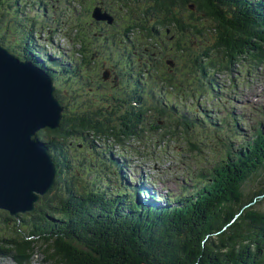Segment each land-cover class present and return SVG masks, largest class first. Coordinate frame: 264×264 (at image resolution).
Instances as JSON below:
<instances>
[{
    "label": "trees",
    "instance_id": "1",
    "mask_svg": "<svg viewBox=\"0 0 264 264\" xmlns=\"http://www.w3.org/2000/svg\"><path fill=\"white\" fill-rule=\"evenodd\" d=\"M112 1L116 8L122 0ZM150 1V7L142 6L145 11L133 12L137 20L130 28L138 38L152 35L150 26L169 28L175 59V67L165 71L167 77L149 80L146 95L137 100L134 126L145 130L143 124L152 122L146 128L152 133L163 126L157 118L145 122L142 116L156 109L158 89H171L175 104L180 92L203 104L223 88L214 82L213 73L228 72L232 63L242 64L248 72L264 63V0ZM18 12L19 0H0V44L19 59L38 65L37 15L18 17ZM68 37L83 41L79 29ZM47 72L57 85L55 96L63 105L62 117L58 127L43 128L35 137L46 143L51 154L54 183L32 211L17 217L3 213L0 257L16 264H29L38 253L47 264H264V211L258 206L264 198V183L244 189L249 179L264 174L261 121L252 125L251 135H244L235 148L230 139L239 133L236 119L227 126V137L218 138L215 129V134L210 131L197 143L195 128L208 131L204 121L190 115L176 117L177 129L187 134L189 152L214 154L203 184L178 198V205L136 202L123 195L127 185L120 186L113 197L106 189L94 190L83 183L85 170L92 174L90 164L86 156L75 155L70 141L79 134L77 141L82 142L81 133L89 132L92 141L106 140L111 134L114 143H119L132 132L122 129L115 135L114 126L80 114L71 117L67 74ZM63 89L65 96H59ZM156 113L163 111L156 109ZM129 115L126 112L123 118ZM163 129L174 133V127L165 125ZM92 146L93 142L87 143L82 149ZM108 159L112 166L114 159ZM97 170L95 176H102Z\"/></svg>",
    "mask_w": 264,
    "mask_h": 264
},
{
    "label": "rangeland",
    "instance_id": "2",
    "mask_svg": "<svg viewBox=\"0 0 264 264\" xmlns=\"http://www.w3.org/2000/svg\"><path fill=\"white\" fill-rule=\"evenodd\" d=\"M89 2L91 0H88ZM145 0H124L121 6V11L125 12L128 6H138L143 3ZM35 0H19V12L18 17H22L23 15H37L38 18V29L40 24L46 23L44 27V32L39 33L37 36L38 41V49L46 55V53H52L54 56V60H58L60 65L68 66L69 61V53L71 52V43L68 37H63L62 35L53 32L52 35L48 34L46 31L50 25H54L56 30H60L61 32L64 30H68L69 17L70 16H77V18L84 17L80 21L81 25L79 26L82 30L83 23L85 21V17L87 13L84 14L81 11V8L84 7L81 5L82 3H78L75 1L74 6L76 10H70L67 8L65 0H61L57 3L55 0H38L37 4L38 7L33 4ZM42 3L47 4H54L58 8L57 14L51 9L48 10L47 16L43 15ZM85 4V3H84ZM99 9L100 12H106L112 18V15L107 12L105 9H102L101 6H96L92 10V13L95 9ZM96 9V10H97ZM61 11H64V16H60ZM84 11V10H83ZM52 18H55V22L52 21ZM98 21H101L98 20ZM114 22L112 19L111 22ZM117 23V22H116ZM109 25H112L111 23ZM112 29L119 30V26H111ZM81 31V30H80ZM56 33V34H55ZM83 34V33H82ZM72 36L71 34H69ZM188 36L191 37L190 34ZM120 36L116 37V40H119ZM140 41L137 37H134V40ZM166 40V39H165ZM84 41V39H83ZM4 46V45H3ZM144 46V42H142L141 47ZM172 55V51H170ZM220 56V53H217ZM14 55V54H13ZM15 56V55H14ZM78 57V56H76ZM90 64L92 68L97 67V71L102 73L99 66L102 61H104L107 65H109L110 60L108 57L103 58L101 61L100 58L96 56H92L90 59ZM175 65L171 66L174 67ZM59 72H62L63 69H57ZM202 71H199L198 75L201 76ZM102 76V84L103 86L99 89H96L99 92H96V97L101 94L100 98H102L103 93L112 94L114 97L115 102L113 101H105L110 105V108L107 112L104 113L106 120L110 117L107 113H113L116 115L112 120L106 121L108 126H114L115 134H120L122 129L124 128V118L123 116L126 114V110L124 108V100L125 97L122 94H118L115 88V81H108V72L104 71ZM185 75V73H183ZM215 83H219L223 85V90L220 96H212L208 98L206 103L209 104L207 108L206 115H210L212 122H219L221 119L227 117V121L225 123V130H227V126L231 127L233 123V116L231 115L228 117L226 113L233 114L238 119L239 125V136L237 139H232V144L235 148L239 147V142L242 141L245 137L241 136L242 134L246 135V138L251 135V129L254 122L258 119H262L264 124V63L258 66V68L254 71L250 70L247 71V68L242 66V64L232 63L230 64L229 71H219L212 74ZM124 89L128 85V81L123 82ZM88 86H85V91L88 90ZM91 89H94L91 87ZM114 90V92H113ZM64 89L61 91L59 96H65ZM67 95V94H66ZM118 98L121 102H118ZM172 99V98H171ZM65 100V99H64ZM120 103V105H118ZM205 103V104H206ZM118 105V106H117ZM195 108V107H193ZM183 108V105L181 106ZM191 115L197 116L199 119H202L204 115L202 113H192ZM147 127V126H146ZM145 127V129H146ZM213 128L209 127L207 132H203L201 127L198 126L194 130L195 138L194 141L200 143L204 137H206L207 133L212 131ZM192 132V131H190ZM110 133V132H109ZM230 132H221L218 138L226 137ZM46 137L45 135H43ZM110 139H114L111 134L109 135ZM128 141H136L131 139ZM141 141L140 144L138 141ZM108 146L105 144H97L95 143V147H86L85 149L76 148L74 147V153L77 157L86 156L87 161H89V168L92 174H89L87 170L84 172L83 176V183L87 186V188H93L94 190L100 187L101 189H106L109 194L113 197L116 196V193L120 190V186L125 185L126 183L135 184L140 182V178L147 174V182L144 185L145 189H149L153 184V188L156 192H158L159 203L160 206L166 205L165 201L167 199H171L174 205H178L177 198L189 195L190 192L193 190L191 187L192 182L187 180V170L190 165V156L188 155V143L182 139L178 141H169L168 146L164 144V148H160L162 154L159 153L158 148L154 149V143L148 142L145 139H137L135 146L133 147H126L127 151L124 154L125 158L124 161L126 168L123 169L120 175H125L127 180L122 179L123 183L120 181V175L116 176L115 172L112 170L113 166L108 164V154L114 153V156L119 157L120 152H122V148L117 145H113L108 142ZM100 145L101 148L98 150L97 153V146ZM213 147L215 148V143L213 142ZM166 167L165 172L156 176L157 172L162 171L163 167ZM98 169V170H97ZM96 170L102 176H95ZM156 177V181H155ZM86 179V181H85ZM89 179V180H88ZM88 181V182H87ZM95 182L92 184V182ZM126 182V183H125ZM259 183H264V174L260 177H253L249 179L248 182L245 183L244 189L248 190L249 187H253ZM169 193L167 197L164 194ZM135 192L128 187V189L123 193L124 196L131 198L134 196ZM151 194V193H150ZM157 195V196H158ZM163 195V196H162ZM147 196V195H146ZM144 195H141V203L149 204L147 199L148 197L144 198ZM262 202L258 205L260 210L264 211V198L261 200ZM177 203V204H176ZM45 204H48L47 201ZM44 204V205H45ZM156 205V204H153ZM7 212L3 209H0V223L2 222L3 213ZM28 213V212H26ZM24 214V213H23ZM15 217V216H14ZM3 230H0V234H4ZM0 264H16L12 259L8 257H0ZM18 264V263H17ZM29 264H47L42 262V256L38 253L35 254L30 261Z\"/></svg>",
    "mask_w": 264,
    "mask_h": 264
},
{
    "label": "flooded vegetation",
    "instance_id": "3",
    "mask_svg": "<svg viewBox=\"0 0 264 264\" xmlns=\"http://www.w3.org/2000/svg\"><path fill=\"white\" fill-rule=\"evenodd\" d=\"M55 1L59 3L61 0ZM123 1L124 0L115 8V4L112 0H91L90 2L88 0H83L81 5L84 8H81L79 13L82 11L83 16L87 13L85 21H82L84 30L79 27L81 23L77 25V16L73 15L69 17L67 32L73 37L77 29L81 30L84 41L74 42L70 39L72 47L69 49L71 52L68 54L69 61L66 71L68 77L66 101L67 104L69 103L71 117L80 114L83 116L79 117L89 118L99 123H106V121L112 120L116 117L115 114L107 113L110 117L106 120L104 113L110 108V105L105 101L115 102L113 95L103 93L102 98H100L101 94L97 97L95 94L99 92L96 89L103 86L102 73L107 71L108 81H115L114 89H116L118 94L120 93L125 97L123 105L126 112L130 114L129 117H124L125 124L123 126V131L130 130L132 132L130 135L132 137L131 139H140L137 137L141 134V139L149 140L152 136H157L159 134L157 132L144 133L141 127L134 126L135 117L133 113L135 112L139 97L145 96L147 93L146 88L148 87V80L159 81L161 78L167 77L166 75L168 74L165 71L169 69L172 70L175 67H169L165 64L166 59L172 58L170 51H172L174 46L168 45V42L171 43L172 41L169 37L170 34L166 33V28L162 29L160 26H150L152 35L146 34L147 37L141 35L140 41L134 40L137 33L130 27L137 19L135 16L136 14H133V12H137L138 10L145 11L142 6L145 5L150 7L151 1L145 0L138 6H128L127 10L122 12L121 6ZM65 2L68 9L76 10L74 6L75 0H65ZM42 4L41 10L45 17L49 9L54 11L55 14L59 11L53 3L50 5L47 3ZM96 6H101L102 9H105L112 15L114 20V22H110L112 25H109L110 23L106 20L98 21L92 17V10ZM59 13L60 16H64V11ZM55 20V18H52V21L55 22ZM45 25L46 23L43 22L40 24L38 29L39 33L44 32ZM113 25H118L119 30L112 29L111 26ZM135 25L136 24H134L133 27H135ZM54 27V25H50L46 32L51 34L53 32L52 28ZM117 36H120L119 40H116ZM142 42H144V46L141 47ZM92 56L100 58L101 61L105 57L109 58V65L102 61L103 63L99 66L102 73L97 71V67L92 68L90 71L92 65L89 59ZM126 80L128 81V85L124 89L123 82ZM86 85L94 89L88 87V90L85 91ZM118 102H121L119 98ZM118 105H120V103H118ZM165 109L166 113L169 114L170 109L168 107H165ZM174 110H178V108L175 107ZM150 117L149 111L142 116L145 122L150 120ZM157 123L158 125L163 124L161 120H157ZM78 135L79 134L70 141L71 147L84 148L87 143L91 142H93V144H105L106 146L109 145L108 142L113 145H119V143H114L115 136L113 135L114 139H110L109 137L106 140H102L104 143L101 140L99 142L92 141L89 132L81 133L82 142H79L77 141ZM128 140H130V138L126 139L127 143L133 142ZM100 145L97 146V153L101 148Z\"/></svg>",
    "mask_w": 264,
    "mask_h": 264
},
{
    "label": "water",
    "instance_id": "4",
    "mask_svg": "<svg viewBox=\"0 0 264 264\" xmlns=\"http://www.w3.org/2000/svg\"><path fill=\"white\" fill-rule=\"evenodd\" d=\"M96 9L92 13L94 19L111 22L109 14ZM166 63L174 65L172 59ZM5 67L21 72L10 79L24 95L10 98V83L0 77V209L17 217L32 211L39 197L54 183L56 168L51 154L35 134L43 128L58 127L63 106L45 70L32 61L20 60L0 44V69ZM27 103L29 108H25ZM40 112L42 115L38 116Z\"/></svg>",
    "mask_w": 264,
    "mask_h": 264
},
{
    "label": "bare ground",
    "instance_id": "5",
    "mask_svg": "<svg viewBox=\"0 0 264 264\" xmlns=\"http://www.w3.org/2000/svg\"><path fill=\"white\" fill-rule=\"evenodd\" d=\"M16 73H21V72H16L15 70H13L12 68H10L9 70L7 69V67H5V69H0V77H3V80L6 82H9V90L7 92V95L10 98H20V96H24L23 94H21L20 90L14 85L12 84V81L10 78H14V77H10L13 74ZM8 87V86H7ZM34 102L30 101V105H33ZM25 108H29V104L27 103V106ZM24 109V108H23ZM42 112L38 113V116H41Z\"/></svg>",
    "mask_w": 264,
    "mask_h": 264
}]
</instances>
